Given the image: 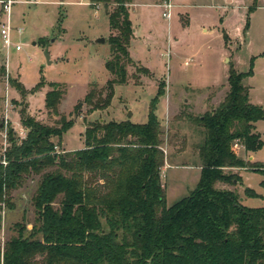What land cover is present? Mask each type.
I'll use <instances>...</instances> for the list:
<instances>
[{"label": "trees", "instance_id": "obj_1", "mask_svg": "<svg viewBox=\"0 0 264 264\" xmlns=\"http://www.w3.org/2000/svg\"><path fill=\"white\" fill-rule=\"evenodd\" d=\"M113 1L107 12L111 57L105 61L113 77L104 89L89 90L74 111L82 103L89 111L107 108L115 85L128 82L132 23L127 0ZM248 24L247 17L244 31ZM254 59L247 71L230 64L224 99L210 111L189 116L203 135L196 145L199 177L188 195L169 206L161 184L163 140L155 114L163 86L151 99L144 123L91 121L84 148L59 153L53 137L61 138L74 119L61 117L58 126L48 125L22 107L26 135L19 139L8 129L0 203L12 209V192L31 174H40L31 197L36 220L30 230L26 223L15 225L16 235L0 244V264H264V207L244 206L234 190L215 186L237 185L241 177L234 168L264 174L262 163L246 160L237 150L255 152L263 145L254 123L264 119V110L250 103L243 83L253 73ZM136 70L149 73L144 66ZM62 95L58 85L45 93L48 112L58 114ZM244 193L256 196L250 188Z\"/></svg>", "mask_w": 264, "mask_h": 264}, {"label": "rangeland", "instance_id": "obj_2", "mask_svg": "<svg viewBox=\"0 0 264 264\" xmlns=\"http://www.w3.org/2000/svg\"><path fill=\"white\" fill-rule=\"evenodd\" d=\"M165 2L173 5L169 19L162 17ZM114 6L113 0L95 4L90 0L14 2L10 24L22 27L23 32H11L14 44L20 43L21 50L5 51L0 47V147L5 129H14L19 139L26 135L19 116L20 109L26 107L30 115L48 125L58 126L61 117L74 119L61 138L53 137L58 153L84 148V130L91 121L145 122L149 103L161 85L163 94L155 114L163 140L161 184L169 206L188 195L199 177L201 161L196 145L203 135L189 116L210 111L224 99L230 64L237 71H247L251 57L264 51V0H127L133 30L128 47L133 63L126 66L128 82L115 85L107 108L89 111L82 103L74 111L75 104L82 102L89 90L104 89L113 77L105 61L111 57L107 12ZM2 16L0 20L6 18ZM247 17L249 24L244 31ZM100 37L103 43L96 42ZM41 39L45 46L39 42ZM254 60L253 73L243 83L250 90V103L264 110V58ZM138 66L148 68L149 73H139ZM53 85H58L63 94L57 115L44 106L45 93ZM255 130L263 141L255 162L262 163L264 169V119L255 123ZM237 150L246 158L241 147ZM239 173L237 185L228 187L220 182L215 186L234 190L244 206L264 207V186L260 184L264 174L244 168ZM39 178L40 174H31L23 186L12 192V209L0 203L2 246L16 235L17 223H26L28 230L35 223L31 197ZM245 188L252 189L256 196L245 195Z\"/></svg>", "mask_w": 264, "mask_h": 264}, {"label": "built area", "instance_id": "obj_3", "mask_svg": "<svg viewBox=\"0 0 264 264\" xmlns=\"http://www.w3.org/2000/svg\"><path fill=\"white\" fill-rule=\"evenodd\" d=\"M16 0H0V16H2V18L5 19H1L0 20V47L2 49H4L5 51L13 48L16 51L21 50V44H14L12 38H11V32L15 31L17 34H22L23 32V28L18 26V27H13L10 24V11H11V7L14 4ZM80 1V0H78ZM173 7V5L170 2H165L162 6L163 11H162V17L169 19L170 17V10ZM186 64H188V62H186ZM8 94L5 95V101H4V105L7 108L9 105V99H8ZM7 118V117H5ZM4 118V119H5ZM7 121H5L6 123ZM14 130V129H13ZM22 131H26L24 128H22ZM22 132V133H23ZM1 137H2V146L0 147V154L2 155V157L0 158V161L3 165H6V160H5V151L6 148L8 146V130L5 129L4 131H2L1 133ZM22 138L25 136H21ZM21 139V138H20Z\"/></svg>", "mask_w": 264, "mask_h": 264}, {"label": "crops", "instance_id": "obj_4", "mask_svg": "<svg viewBox=\"0 0 264 264\" xmlns=\"http://www.w3.org/2000/svg\"><path fill=\"white\" fill-rule=\"evenodd\" d=\"M234 9V8H233ZM225 22V19H224V21H223V23ZM109 32H110V29H109ZM255 58L256 57H262V58H264V56H254ZM255 61V60H254ZM249 92H250V90H249ZM250 94V93H249ZM251 103H253L252 101H251ZM253 104H255V103H253ZM259 105V104H258ZM124 119H119V120H116V121H123ZM126 120H129V121H131V122H134V121H132L131 119H126ZM260 121V120H259ZM258 122V121H257ZM134 123H144L143 121H140V122H134ZM256 123V122H255ZM255 123H254V125H255ZM62 150H64V149H62ZM76 150V149H75ZM64 151H71V150H68V149H65ZM256 152L257 151H255V152H247L246 154H247V156H246V160H248V161H250V162H255V161H257L256 160ZM259 162V161H258ZM236 170V172H238L239 173V171H240V169H235L234 168V171ZM239 175H240V173H239ZM199 176V175H198Z\"/></svg>", "mask_w": 264, "mask_h": 264}, {"label": "water", "instance_id": "obj_5", "mask_svg": "<svg viewBox=\"0 0 264 264\" xmlns=\"http://www.w3.org/2000/svg\"><path fill=\"white\" fill-rule=\"evenodd\" d=\"M96 42L98 43H103L104 42V38L103 37H100L96 40ZM46 59H47V62L50 63V60H49V55L46 54Z\"/></svg>", "mask_w": 264, "mask_h": 264}]
</instances>
